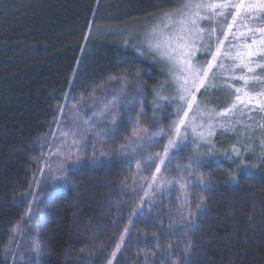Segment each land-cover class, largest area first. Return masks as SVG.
<instances>
[{
    "label": "trees",
    "instance_id": "16d2710c",
    "mask_svg": "<svg viewBox=\"0 0 264 264\" xmlns=\"http://www.w3.org/2000/svg\"><path fill=\"white\" fill-rule=\"evenodd\" d=\"M176 4L0 0V264H8L4 251L25 215L26 203L19 199L30 187L41 140L66 94H86L126 78L142 87L144 108L152 112V91L163 74L120 39L84 51L94 17L127 22ZM135 113L122 116L116 133L106 137L110 151L128 143ZM257 166L231 183L229 163H212L208 168L217 179L196 192L193 204L199 199L206 207L194 229L178 226L176 198L134 216L138 196L126 185L135 166L120 160L78 166L67 172V187L46 201L38 224L40 255L33 264H264V167Z\"/></svg>",
    "mask_w": 264,
    "mask_h": 264
},
{
    "label": "rangeland",
    "instance_id": "374dc122",
    "mask_svg": "<svg viewBox=\"0 0 264 264\" xmlns=\"http://www.w3.org/2000/svg\"><path fill=\"white\" fill-rule=\"evenodd\" d=\"M182 2L183 0H177L176 7L172 10L176 9ZM164 11L149 14V16L138 20L116 23H106L99 15L94 17L88 31L87 45L84 51L92 45L95 46L97 42L113 38L120 39L125 48L129 47L138 56L156 63L159 71L163 74V81L152 91L150 103L153 109L151 113H148L144 108L143 97H141L142 87L138 84H128L126 78L111 81L107 85L100 86L97 90H92L86 94L78 92L77 89L66 94L64 103L58 108V116L54 119L51 130L41 140L40 158L30 187L19 199L26 203L25 215L22 223L15 228L13 238L4 251L8 264H33L39 259L41 247L38 224L44 219L46 201L53 197L56 192L67 187V180L65 179L67 172L77 169L78 166L86 163L100 165V163H111L114 160L124 161L135 166L134 177L126 185L129 193L136 192L138 196L134 216L138 213L158 209L161 201L166 198H176L180 207L177 215L181 219L178 226L182 229H190L189 225H196L200 214L206 207L202 203L203 201L199 199L195 204L193 202L198 197L199 191L202 192V190L212 186L217 179L216 173L208 168L212 163H217L219 160L229 163L231 174L228 179L231 183H235L242 173L257 170L259 168L257 165L264 167V161L257 158L260 153L259 145H253L252 152H245L243 145L247 144L248 141L243 136L238 135L241 126L236 125L235 131L227 127L229 121L236 120L244 124L253 123L254 127L256 123L264 122V115L257 111L248 113L247 109H243L244 114H241L240 110H235V116L216 117L213 120V134L211 136H208L206 131L207 116L199 117L197 123L203 122L205 129L198 128L197 131H205V139L201 141L189 131L179 150H169V155L165 158L164 164H160L159 160L153 157L151 167H148L145 165V156L151 153H163L164 147L167 146V137L165 136H153L155 143H146L141 147L133 142L132 133L128 143L119 150L110 151L108 149L105 143L106 137L116 133L121 125V117L125 114L136 112L137 118L134 129L147 128L149 134L159 128L167 132L172 121L177 118V105L170 102L176 95L175 88L171 85L167 70L159 58L147 54L146 48L141 47V34L151 24L157 22L160 13ZM249 23L251 25L253 22L250 21ZM202 26L209 28L213 25L203 22ZM215 26L217 27V35H219V24ZM231 41L232 35L229 34L228 40L225 41V49ZM133 44L140 47L139 52L133 48ZM197 47L199 48L200 45L198 44ZM208 59H211L210 55L198 50L194 53L193 64L203 63ZM223 63L229 65L231 61L224 60ZM213 72H216L215 68H213ZM239 72L240 70L237 69L236 73L239 74ZM256 73L264 76V72H261L260 69H256ZM229 76L230 74L225 76L227 83H231L235 87H242L250 93L259 91L261 87H264L252 81L244 86L242 81L231 80L228 78ZM162 83L164 84V91L160 90ZM215 83L217 87L209 88L207 93H205L204 88L196 93L197 102L206 103L208 108L222 111L230 106L232 97L229 90L223 86V81L219 76ZM158 92L161 96H166L169 99H160L157 95ZM134 97H137L138 100ZM189 115L191 117L192 113ZM249 115L251 119H249ZM222 123L226 126L221 127ZM100 129H104V131L99 132ZM249 134L254 139L262 135L259 128ZM193 140H196V143H193ZM178 143L180 142L178 141ZM197 143L200 145L199 148L196 146ZM233 148L240 151L242 155L238 157L233 152ZM174 153L175 155H173ZM197 153H199L198 160L192 159ZM136 160L141 162L139 168L136 166ZM241 160L251 167L241 171L239 167ZM157 165L161 169L159 173H155ZM188 165H193V167L189 168ZM180 173H183L185 178L182 179ZM153 175L156 176L155 181L151 179ZM200 177H204L203 183L199 182ZM230 177H236V180H232ZM161 184L162 186H159ZM181 225L184 226L181 227ZM36 241H39V245L36 244ZM122 244L121 242L120 247Z\"/></svg>",
    "mask_w": 264,
    "mask_h": 264
},
{
    "label": "snow or ice",
    "instance_id": "6c2138e0",
    "mask_svg": "<svg viewBox=\"0 0 264 264\" xmlns=\"http://www.w3.org/2000/svg\"><path fill=\"white\" fill-rule=\"evenodd\" d=\"M250 21L253 22L251 25ZM203 22L213 26L205 28L202 26ZM216 24H219V35H217ZM229 34L232 35V41L225 49V41L228 40ZM141 35V47L146 48L147 54L159 58L167 70L176 93L170 102L177 105V118L172 121L167 132L162 128L154 130L152 134H149V130L143 127L133 130V142L141 147L146 143H155L153 136L167 137V146L164 147L163 153H151L145 156L146 166L151 167L153 157L158 159L160 164H164L169 150H179L189 131L203 141L205 131H197V129H205V124L197 123L199 117L207 116L206 131L207 135L211 136L213 120L216 117L235 116V110H240L241 114H244L243 109H247L248 113L257 111L264 115V87L250 93L225 80L226 74H230L229 79L242 81L244 86H247L249 81L264 86V76L256 73V69L264 72V0H183L176 9L161 12L157 22L151 24ZM132 46L136 51H140V47L135 44ZM198 50L210 55L211 59L193 64L194 53ZM224 60H230L231 63L225 65ZM213 68L216 72H213ZM237 69L240 70L239 74L236 73ZM218 76L232 97L230 106L222 111L208 108L206 103H198L196 96L201 88H204L205 93L209 88H216L215 81ZM160 90H165L163 83L160 85ZM157 95L162 100L169 99L161 96L159 92ZM134 99L138 100L137 97ZM190 113H192L191 117ZM249 119H251L250 115ZM236 125L241 126L238 135L248 141L243 145L244 151L252 152V146L258 144L260 153L257 158L264 161V122L256 123L254 127L253 123L244 124L236 120L229 121L227 127L235 131ZM220 126L225 127L226 125L222 123ZM256 128L260 129L262 135L254 139L249 133L255 132ZM98 131L103 132L104 129ZM193 143H196V140H193ZM196 146L200 147L198 143ZM233 152L238 157L242 155L235 148ZM253 155H255L254 152ZM198 156L199 153L192 159L198 160ZM135 162L139 168L140 160ZM188 167L191 168L193 165H188ZM239 167L243 171L251 165L241 160ZM160 171V166L157 165L155 173ZM180 177L185 178L183 173H180ZM151 179L155 181L156 176L153 175ZM230 179L236 180V177H230ZM199 182L203 183L204 177H200ZM189 227L194 229L198 225H189ZM124 231L127 232L128 229L125 228ZM36 244L39 245V241H36ZM119 248L120 245H117V250Z\"/></svg>",
    "mask_w": 264,
    "mask_h": 264
}]
</instances>
